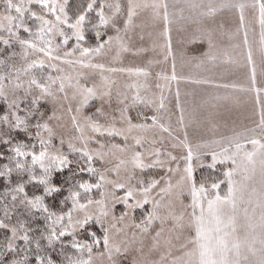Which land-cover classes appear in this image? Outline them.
Returning a JSON list of instances; mask_svg holds the SVG:
<instances>
[{
    "label": "snow or ice",
    "instance_id": "1",
    "mask_svg": "<svg viewBox=\"0 0 264 264\" xmlns=\"http://www.w3.org/2000/svg\"><path fill=\"white\" fill-rule=\"evenodd\" d=\"M3 2L6 7L5 13L0 14V42L7 46H11L12 41L18 43L24 64L21 67L10 65L8 76L0 74V104L4 105L0 112V145L7 146L6 152L10 153L6 155L5 151H0V160L8 161L0 165V178L10 184L14 172L21 177L3 193L4 197L10 196L11 208L9 203L0 199L3 205L0 230L7 233L0 240V264H56L46 249H53L57 243L61 244L62 249L70 247L78 254L72 256L61 252L64 256L61 264H94V250L101 244L94 226H99L103 232V251L98 255H107L111 264H118L114 257L129 253L134 254L132 264H264V142L256 138L247 139L252 146L249 151L240 143L242 134L235 133L231 137L193 146L183 114L178 120L182 137L174 134L170 126L160 124L155 115L143 117L145 120L151 119V124L133 123L128 114L130 108L137 103H152L139 94V89L144 85H127L130 89H136V94L130 102L126 93L122 99H118V104L123 107L114 111L119 113V117L103 108L105 103L111 107L112 85L115 83L105 73L126 72L130 76H149L145 68H118L96 62L97 57L113 52V60H116L122 53L137 55L143 51L133 50L130 46L132 34L138 27H143L136 23L142 11L150 10L154 22L163 21L160 35L167 41L168 55L172 54V19L165 0H127L126 10L120 0H87L86 6L81 5L74 19L65 10L68 0H63V3L57 0ZM185 2L187 8L200 17L214 16L225 8L235 9L239 13L240 29L245 26V8L248 5L241 0H221L218 5L209 2L206 11L202 10L205 5L196 0ZM32 5L38 6L39 11L33 10ZM256 6L259 8L261 29L260 51L264 57V0H255L253 7ZM92 12L98 18L96 23L91 24L96 44L84 47L85 25L90 22L89 14ZM28 20L35 22V31L27 23ZM108 28L113 30L114 35H107L105 39L106 31L102 32L101 29ZM21 29L28 34L27 38L18 34ZM4 32L8 33V38L4 37ZM208 35L211 36L210 31ZM57 37L60 38L58 41ZM73 38L75 43L70 48L66 47ZM143 38L141 35L140 39ZM243 43L246 47L249 44L247 32ZM208 47L209 51L203 55L208 60H214L211 39ZM247 61L249 65L254 63L250 48ZM3 63L0 60V65ZM61 65L70 66L76 75L65 74ZM46 67L58 75L48 74L45 77L42 74L38 78L33 74L34 69H40L43 73ZM85 70L99 73V85L88 87L81 84V79L87 76ZM162 78L169 80L167 76ZM170 79H176L175 64ZM252 84L255 89L254 67ZM116 95L120 97L121 93L118 91ZM92 99L102 101L101 107L96 108L93 114L79 119L77 115H72L73 102L77 103L75 112L79 114ZM49 102L67 103V112L72 119L75 134L67 140L60 134L59 146L53 143L58 134L51 121L60 117L55 110L48 114L43 105ZM176 106L180 109L179 92ZM164 107V98L161 97L157 111ZM94 117H103L106 123H100ZM117 120L126 127H117ZM258 126L264 131V113H261ZM155 128L168 133L171 148L181 149L180 155L155 147L139 151L137 148L143 146L145 139L142 136L133 137L134 145L127 143L129 134L134 130L147 132ZM19 133L24 134V140L15 139ZM105 136L122 137L125 143L109 144L98 139ZM224 140H227L228 146H223ZM159 142L163 143V140ZM65 143L67 153L63 150ZM92 143L98 147L90 148ZM150 143L154 145L157 141ZM212 145L221 147L216 150ZM202 148L208 151H200ZM70 155H78L79 160L69 159ZM205 156L210 157V162L204 160ZM109 157L115 161L111 167L101 171L94 166L96 161L111 163ZM229 162L232 167L225 168L223 179H220L218 165ZM73 163L77 164L73 176L87 173L98 177L95 183L77 180L67 188V181L54 183L55 174L63 173ZM155 170H163L165 174L159 178L155 175L144 178L146 172ZM197 170L206 172L197 179ZM109 173L115 178H108ZM237 174L242 177L240 180L235 179ZM25 175L27 179H23ZM225 183L227 191L221 194V185ZM28 185L33 188L31 195L26 191ZM93 190L99 192V198L93 195ZM65 191L67 195L56 199ZM118 191H123V195H117ZM185 197L188 198L187 203ZM50 198L52 203L47 202ZM17 201L25 207L31 219H43L44 227L32 228L22 220L16 224L9 223ZM118 204L124 206L119 216L115 214ZM147 205H151V208L145 210ZM136 209L145 211L140 222L131 225L129 235L127 225H118L123 224L130 212ZM109 216L114 223L106 227ZM157 221L159 228L153 232ZM37 231L38 236L34 235ZM65 237L71 239L65 243ZM18 241L23 244H18ZM41 241L45 243L41 244ZM85 252L87 258H84ZM156 255L158 259L154 258Z\"/></svg>",
    "mask_w": 264,
    "mask_h": 264
},
{
    "label": "rangeland",
    "instance_id": "2",
    "mask_svg": "<svg viewBox=\"0 0 264 264\" xmlns=\"http://www.w3.org/2000/svg\"><path fill=\"white\" fill-rule=\"evenodd\" d=\"M57 2L63 3V0H57ZM109 2H114V0H109ZM120 2L126 10L127 0H120ZM165 2L169 5L170 18L172 19V23L170 24L171 55H168L167 41L160 35L163 31V21L154 22L151 17V11L144 10L136 19V23L143 25V27L136 29L130 41V46L133 50L143 49V51L137 55H133L132 52L122 53L119 59L116 60H113L115 52L96 58L97 63H104L107 66L118 68L141 67L149 72L148 77L130 76L126 72L105 73L115 83L112 85L111 107L105 103L103 104L104 110L119 117V113L114 110L123 107V105L118 104V99H122L123 94L126 93L130 102L131 97L136 94V89H130L127 85H144V87L139 89V94L146 100H151L152 103L148 105L137 103L134 107L130 108L128 114L131 116L133 123L151 124V119L145 120L143 117L155 115L158 116L160 124L170 126L174 134L178 133L182 137L183 131L180 130L178 120L181 114H183L184 124L193 146L205 141L220 140L222 137H231L235 133H241L240 143L244 144L245 149L250 151L252 146L247 143V139L256 138L264 142V131L258 126L261 113H264V57L261 55L259 44L261 30L259 8L258 6L253 7L255 0H241V2L248 5L245 8V26L243 29L239 27V13L235 9L225 8L218 11L214 16L200 17L198 13H193L187 8L185 0H165ZM196 2L205 5L202 10L206 11V5L209 2L218 5L221 0H196ZM70 3L71 1L68 0L65 10L72 17L70 15ZM5 7L3 0H0V14L5 13ZM31 7L33 10L39 11L38 6L32 5ZM105 10L107 11V9ZM13 14L15 13L13 12ZM72 18L74 19L75 17ZM97 19L95 12L89 14L90 22L85 25L86 40L82 42L84 47H91L96 44L95 34L91 31V24L96 23ZM4 23L7 22L4 21ZM27 23L35 31V22L28 20ZM101 31H106V35L103 37L105 39L107 35H114L111 28L107 30L101 29ZM209 31L211 32L210 37L208 35ZM245 32L248 34L249 41L247 47L243 43ZM21 33L25 32L21 29L18 34L21 36ZM2 34L5 38H8L7 32ZM141 35L144 37L143 40L140 39ZM87 37H90V39ZM59 39L57 37V41ZM209 39H211L213 44L211 51L215 55L214 60H208L203 55V53L209 51ZM74 43L75 39L73 38L66 47L70 48ZM5 46L11 52L8 67L10 65L21 67L24 61L21 59L22 49L20 45L12 41L11 46ZM249 48L253 54V65H249L247 61ZM165 56H167V59H165ZM173 64H175V80L170 79L173 75ZM61 66L64 68L65 74L71 73L73 76L76 75V72L70 66ZM253 67L255 68V89L252 84ZM10 71V68H8V71H5L3 75L8 76ZM85 71L87 76L81 79V84L88 87H92L94 84L99 85V73L92 70ZM33 74L38 78L42 74L45 77L48 74L53 76L58 75L57 72L51 71L47 67L43 70V73H41L40 69H34ZM12 76H15L14 72ZM163 76L169 77V80H164ZM157 85H160V87ZM118 91L121 93L120 97L116 95ZM177 92H179L180 109L176 106ZM161 97L164 98L165 107L157 111ZM101 104V100L92 99L89 101V105L82 108L81 112L77 114L75 112L77 103L73 102L72 115H77L78 119L91 115L95 112L96 108L101 107ZM44 106H46L48 114H51L55 110L56 115L60 117L59 120L51 121L58 134L53 143L59 146L60 134H63L66 140L75 134L72 127L71 115L67 112L68 104H53L49 102L44 104ZM94 119H98L100 123H106L103 117H94ZM81 123H83L82 119ZM116 126L126 127V125H121L119 120H117ZM252 129H255V131H252ZM136 136L145 138L143 146L137 148L139 151L144 152L147 149L155 147L167 149L175 155L181 154V149L171 148V138L168 136V133L161 132L159 128L151 129L147 132L134 130L129 134L127 143L134 145L135 141L133 137ZM98 139L109 144L116 143L123 145L125 143L122 137L109 138L105 136L98 137ZM152 140H156L157 143L153 145L150 143ZM161 140H163V143L159 142ZM223 146H228L227 140L223 141ZM89 147L95 149L98 145L92 143ZM212 147L219 150L221 145H212ZM63 150L66 153L68 152L67 143H65ZM232 150H235L234 147ZM200 151L204 152L208 151V149L202 148ZM117 155L121 154L117 153ZM108 159L111 163L101 164L99 161H96L94 166L103 171L104 168L111 167L112 163L115 162L112 157ZM204 160L210 162V157L205 156ZM230 167H232L231 162L227 165H218L220 179H223V170ZM205 172L206 170H197L195 173L197 179ZM164 174L163 170L149 171L144 174V178L151 175L159 178V176ZM137 175H140L138 171ZM108 178L114 179L115 177L109 173ZM241 178L239 174L235 177L237 180ZM256 180L257 182L259 181V174H257ZM220 191L221 194L227 191L226 183L221 185ZM93 195L99 198L97 190H93ZM117 195H123V191H118ZM187 202L188 198L185 197V203ZM150 208L151 205H147L145 210ZM123 210L124 206L118 204L115 208V214L119 216ZM145 210L136 209L134 212H130L129 218L123 224L118 225V227H125L127 225L130 235L131 225L140 222ZM111 223H114V221L109 216L105 222V226L108 227ZM158 228L159 222L157 221L152 231L154 232ZM102 251L103 242L101 238L100 246L94 250V264H111L107 259V255L103 257L98 255ZM133 255V253H129L126 256L114 257V259L118 264H132ZM84 258H87L86 252ZM154 258L158 259L159 257L156 255Z\"/></svg>",
    "mask_w": 264,
    "mask_h": 264
},
{
    "label": "trees",
    "instance_id": "3",
    "mask_svg": "<svg viewBox=\"0 0 264 264\" xmlns=\"http://www.w3.org/2000/svg\"><path fill=\"white\" fill-rule=\"evenodd\" d=\"M70 15L72 17H75L76 14H78V11L81 10V5L86 6V2L87 0H70ZM21 37L23 38H27L28 34L25 33H21ZM88 39H90V37H87ZM10 54L11 52H9V49L3 45L2 42H0V60L4 61V63L2 65H0V74H4L5 71H8V65H9V59H10ZM44 108H46V106L43 105ZM4 109V105L0 104V112H2ZM47 109V108H46ZM16 140H24L25 136L23 133H19L16 134L15 136ZM6 148L7 146L5 145H0V151H5L6 155H10V153L6 152ZM38 150V148H37ZM69 159L73 160V161H77L79 160V156L78 155H70ZM8 163V161L5 160H0V165ZM80 163H83V161H80ZM77 169V164L73 163L72 165H70L69 169H65L63 173H56L54 176V183H60L62 181H67V183L65 184V188H67L68 186H70L71 184L75 183L77 180H91V182L95 183V181L97 180V177L94 176H90L87 173H83L80 175H76L73 176L72 173L74 171H76ZM21 179L20 176H18L15 172L12 174L11 176V182L10 184H6L5 183V179L4 178H0V199H3L5 203H9L10 201V196L8 197H4L3 193L5 192L6 188L14 186L15 183ZM23 179H27V176L25 175L23 177ZM26 191L31 195L33 192V188L31 185H28L26 187ZM67 195V192H63L61 194H59V196L56 197V199H59L61 196ZM48 203H52V199L50 198L48 201ZM17 206L13 211L11 220L8 221L11 224H16L18 220H22V221H26L28 222V226L32 227V228H36V229H40L44 227V220L43 219H37V220H33L31 219V217L28 215L26 209L24 206L19 204V201L16 202ZM70 206V204L68 205ZM9 207L11 208V204L9 203ZM57 210H59V208H57ZM66 210V209H65ZM36 215H39L38 213ZM3 216V205L0 204V217ZM94 230L97 233V236L99 238H102V230L99 228V226H94ZM7 235V233L3 230H0V240L4 239V236ZM34 235H39V231L35 232ZM70 237H65L63 238L64 242L67 243L68 240H70ZM18 244L22 245L23 242L22 241H18ZM44 241H41V244H44ZM46 251L52 256V258L56 261V264H61V262L64 260V256L61 255L60 253L63 252L67 255H72V256H76L78 255L75 250L71 249L70 247L67 248H61V244L57 243L55 245V247L53 249H46ZM85 254V253H84ZM7 259V258H6Z\"/></svg>",
    "mask_w": 264,
    "mask_h": 264
}]
</instances>
